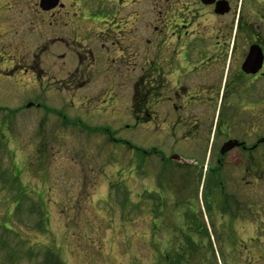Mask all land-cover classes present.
<instances>
[{"label": "flooded vegetation", "instance_id": "flooded-vegetation-1", "mask_svg": "<svg viewBox=\"0 0 264 264\" xmlns=\"http://www.w3.org/2000/svg\"><path fill=\"white\" fill-rule=\"evenodd\" d=\"M29 1L22 24L52 41L29 60L65 61L63 89L86 87L92 74L129 86L124 127L140 129L139 141L122 145L142 182L158 187L145 197L202 179L212 203L201 236L247 237L238 264H264V0ZM212 211L224 221L217 233Z\"/></svg>", "mask_w": 264, "mask_h": 264}, {"label": "rangeland", "instance_id": "rangeland-1", "mask_svg": "<svg viewBox=\"0 0 264 264\" xmlns=\"http://www.w3.org/2000/svg\"><path fill=\"white\" fill-rule=\"evenodd\" d=\"M30 7L29 0H0V264H163L164 250L189 251L186 237L205 253L189 264L240 263L234 252L247 237L214 234L197 244L209 209L202 179L198 188L186 183L176 193L164 189L161 199L145 197L158 187L142 182L122 145L139 141L140 129L124 127L129 86L92 74L80 84L86 87L63 89L65 61L29 60L52 44L22 24ZM76 64L67 59L73 78ZM32 67L41 74L31 75ZM85 97L93 102L82 105ZM192 146L180 143L186 153ZM212 212L217 233L224 221Z\"/></svg>", "mask_w": 264, "mask_h": 264}, {"label": "trees", "instance_id": "trees-1", "mask_svg": "<svg viewBox=\"0 0 264 264\" xmlns=\"http://www.w3.org/2000/svg\"><path fill=\"white\" fill-rule=\"evenodd\" d=\"M40 151L42 152V150H40ZM35 160H37L38 163L41 165L40 158H35ZM204 238L205 237L199 238V240H202L201 242L200 241L197 242V244L199 246H201L203 244ZM195 245H196V243H194L193 240L190 237H186V246H185V249H188L189 251L186 252V251L183 250L182 252L176 253L177 251H173V252H170L169 251V252H166L164 250L165 254H163V256H162L163 264H185V263H188L193 257H195L196 255H198L199 253L205 254V253H203L201 251L195 250L193 248V246H195ZM191 248H193L194 250L193 251H190Z\"/></svg>", "mask_w": 264, "mask_h": 264}]
</instances>
